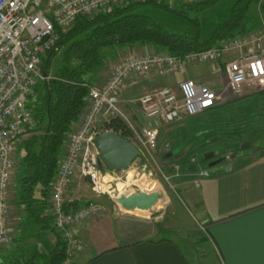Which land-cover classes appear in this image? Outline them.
<instances>
[{"label": "built area", "instance_id": "built-area-1", "mask_svg": "<svg viewBox=\"0 0 264 264\" xmlns=\"http://www.w3.org/2000/svg\"><path fill=\"white\" fill-rule=\"evenodd\" d=\"M127 1L0 0V248L9 246L14 238L8 218L13 179L18 170L16 144L27 135V130L36 127L27 106L37 82L49 79L42 76L43 58L58 50L60 34L70 30L78 18ZM263 1L256 6L259 25L255 30L181 57L157 52L126 54L114 64L101 84L89 89L86 107L66 137L56 176L49 184L47 211L52 218L51 226L65 243V258L60 264H71L74 256L83 251L84 245L73 227L103 211V206L96 202L65 211L64 206L75 201L67 197L72 180L87 179L96 195L110 196L104 186L110 187L113 183L114 172L99 167L94 145V139L102 131L112 132L103 129L104 125L113 119L124 124L125 139L137 147V158L145 170L156 149L161 123H177L202 114L215 107L219 97L208 86L185 79L176 85L177 91L169 84L124 101L121 95L127 85H131L137 75L153 72L159 77L172 78L188 66L212 65L227 57L229 60L221 61L226 80L224 90L238 97L248 87L264 90V13L260 9ZM125 105L137 107L148 121L147 125L139 126L123 110ZM209 171L214 170L204 168L202 175Z\"/></svg>", "mask_w": 264, "mask_h": 264}, {"label": "trees", "instance_id": "trees-1", "mask_svg": "<svg viewBox=\"0 0 264 264\" xmlns=\"http://www.w3.org/2000/svg\"><path fill=\"white\" fill-rule=\"evenodd\" d=\"M224 1L180 3V0H129L89 17L78 18L70 30L60 34L58 50L47 53L42 61L41 68L47 71L49 79L42 81L44 86L40 101L34 108L27 106L36 121V127L25 132L31 134L29 138L16 144L18 170L21 173L16 204L41 246L29 254L7 256L0 264H60L65 258V243L59 232L51 226L52 218L47 211L49 184L56 176L66 137L82 115L89 89L95 84L93 78L103 66L102 51L142 46L157 53L181 57L192 51L219 46L258 27L256 6L260 0H234L223 21L214 20V15L201 19L203 12ZM260 9L264 13V1ZM161 19L182 26L185 30L170 31L160 22ZM58 53L60 64L50 75ZM263 101H253L246 115L229 112L217 119L216 123L219 125L224 121L223 127L230 135L239 136L243 131L262 135ZM216 107L204 113L218 114L220 109ZM103 129L127 137L125 126L118 119L111 120ZM213 129L206 128L203 131L207 132L202 136L189 137V143L197 146L200 140L206 146L212 145L219 140L220 134ZM223 153V149L206 151L199 162H204L208 155L216 157ZM223 159L225 157L220 160ZM91 202L73 201L63 209H78L82 204ZM47 233L50 234L49 243L46 242Z\"/></svg>", "mask_w": 264, "mask_h": 264}, {"label": "crops", "instance_id": "crops-1", "mask_svg": "<svg viewBox=\"0 0 264 264\" xmlns=\"http://www.w3.org/2000/svg\"><path fill=\"white\" fill-rule=\"evenodd\" d=\"M148 52L155 51L142 46L115 49L111 54L113 59L107 60L95 75L94 86L107 78L121 57ZM196 66L205 67L211 76L206 80L196 77L192 71ZM185 69L178 80L179 73L172 78L159 77L153 72L137 75L121 98L126 101L169 84L177 91L176 85L185 79L209 88L217 79L224 92L222 62L199 63ZM234 99L231 93L224 97L227 104L236 102ZM124 109L139 126L147 125L148 121L137 107L125 105ZM231 157L234 167L202 175L196 181L195 193L190 194L201 219L200 225L209 239L202 237V240L213 243L221 264H264V154L252 160L246 155L238 158L235 153ZM84 181L89 184L87 179L74 178L67 197H71L73 186L80 188ZM137 212L140 211L126 212L116 204L103 206L101 214L75 225L73 230L84 248L74 256L71 264H195L184 246L177 242L179 239L169 238L173 227L167 226L165 219L159 221L151 218L150 213L139 215ZM45 237L49 243L50 234Z\"/></svg>", "mask_w": 264, "mask_h": 264}, {"label": "rangeland", "instance_id": "rangeland-1", "mask_svg": "<svg viewBox=\"0 0 264 264\" xmlns=\"http://www.w3.org/2000/svg\"><path fill=\"white\" fill-rule=\"evenodd\" d=\"M196 1L198 0H180V3H192ZM233 1L234 0H225L215 5L211 9L203 12L201 14V19H206L210 15H214V20L223 21L227 17ZM160 22L170 31L178 32L185 30L182 26L175 25L163 19H161ZM113 53L114 49L111 48L102 51L103 64L107 60L113 59ZM227 59L229 60V58L225 57L218 61L221 63L222 60ZM59 64L60 54L58 53V56L53 61L50 75H53L55 68ZM188 67H186V71ZM100 70H98L97 73H99ZM192 71H194L196 77H200L204 80L211 76V73H208L207 69L203 66H196ZM180 73L176 75L177 80L183 75ZM93 79L95 80V76ZM223 81L224 83L226 82L224 76ZM43 86L42 81L37 82L36 86H34L33 94L28 103L31 108H34L40 101ZM210 87L213 91L222 89L217 79H215V83L210 85ZM257 90L258 89H254L253 87H248L244 90L242 96L238 97L232 94L236 102H232L231 104L225 103L228 100L224 101V97L230 92L228 90H224V92L221 90L222 92H217L219 95V101L218 99L217 101L218 104H221H217L216 107L220 109L218 114L203 113L194 116V118L189 117L188 121L185 119L186 121L183 120L172 124L161 123L156 138V149L152 152V158L148 159L147 168L142 170V161L137 158L127 170L114 172L113 183L110 187H108V185L104 186V189L110 192V196L106 193L96 195L92 192L90 185L85 183V181L80 184V188L76 187L75 189L73 186L69 194L75 201H92L102 206L110 207L116 204L120 207L116 203L117 196L157 192L160 197L158 205L150 212L137 213H139V215H147V213H150L151 218L156 217L159 221L165 219L166 225L173 227L172 235H169V238L179 239L177 242H180L181 245L184 246L186 253H188L195 264H221L217 258L213 243L202 240V237H205V239H208V237L205 236L204 228L200 225L201 219L194 206L193 200H191L192 195L190 196V194L195 193L197 187L196 181L202 176V170L204 168L216 169L213 173L216 171L223 172L234 167L235 163H233L234 160L231 157L234 153L237 154L238 158L246 155L251 160L264 154V132L262 135H259L255 132L243 131L240 132L239 136H235L227 134L226 128L223 127L224 121H221L219 125L216 123L217 119L229 112L233 115H237V113L248 114V107L253 101L256 99L264 100V90ZM262 103L263 106L261 107L264 109V101ZM123 110L128 115H131L130 112L124 109V106ZM77 122L74 124L75 126ZM73 126L72 128L75 127ZM206 128H214L213 130L217 131V134L220 133L219 140L207 146L200 140V145L197 146L189 143V137L194 138L202 136L207 132L203 131V129ZM30 135L31 134L25 135L21 141L29 138ZM221 149L225 151L223 155L220 156L217 154L218 156L216 157L208 155L204 162H199L202 153L206 151L217 152ZM168 154H170L169 157L161 159V156H166ZM224 156L229 158L227 160H220ZM211 163L215 164L211 165ZM149 173H151V175ZM20 175L21 173L17 170L13 179L14 187L10 200L11 210L8 218L10 230L14 233V238L9 246L0 248V261H5L7 256L14 257L20 253L29 254L36 247L41 246L39 239L34 235V230L31 227H27L26 218L19 212L16 204L20 191Z\"/></svg>", "mask_w": 264, "mask_h": 264}, {"label": "water", "instance_id": "water-1", "mask_svg": "<svg viewBox=\"0 0 264 264\" xmlns=\"http://www.w3.org/2000/svg\"><path fill=\"white\" fill-rule=\"evenodd\" d=\"M42 76L44 79L48 78L46 70H42ZM94 145L98 152L99 167H104L112 172L127 170L139 156V151L132 142L109 131H102L94 139ZM169 156L170 154L161 156V159ZM214 164L211 163V165ZM159 200V193L144 192L128 196H119L116 199V203L126 212H150L158 205Z\"/></svg>", "mask_w": 264, "mask_h": 264}]
</instances>
